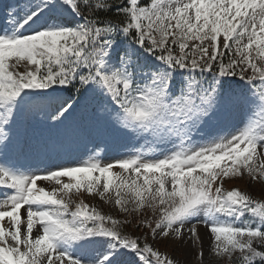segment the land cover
Returning <instances> with one entry per match:
<instances>
[{"label": "snow or ice", "instance_id": "1", "mask_svg": "<svg viewBox=\"0 0 264 264\" xmlns=\"http://www.w3.org/2000/svg\"><path fill=\"white\" fill-rule=\"evenodd\" d=\"M170 247L264 264V0H16L0 264H181Z\"/></svg>", "mask_w": 264, "mask_h": 264}, {"label": "rangeland", "instance_id": "2", "mask_svg": "<svg viewBox=\"0 0 264 264\" xmlns=\"http://www.w3.org/2000/svg\"><path fill=\"white\" fill-rule=\"evenodd\" d=\"M16 0H0V15L3 14L4 10L11 4L15 3ZM22 70V69H21ZM83 151V149H81ZM80 152L74 153V156H79ZM100 155L103 157L105 162L111 160L114 158L111 152L105 154L103 150L100 151ZM118 171V169H115ZM39 183H44V182H39ZM224 187L226 189H231L234 187H238L241 191H247L250 193L253 197H260L261 194V188L259 185H247L245 181H231V182H225ZM85 202L88 203L89 205H98V199L94 200L89 197H85ZM107 206H105V212H107ZM129 231H132L131 228L128 229ZM199 233L200 236L204 240V251H205V259H208V251H207V245H208V235L206 232V229L203 225H200L199 227ZM160 250L163 252L165 250V245L160 244L159 245ZM169 251L171 252L173 258L179 259L181 261V264H196L195 257H194V250L192 247H180V248H169Z\"/></svg>", "mask_w": 264, "mask_h": 264}]
</instances>
